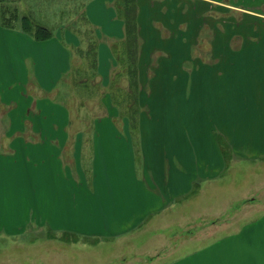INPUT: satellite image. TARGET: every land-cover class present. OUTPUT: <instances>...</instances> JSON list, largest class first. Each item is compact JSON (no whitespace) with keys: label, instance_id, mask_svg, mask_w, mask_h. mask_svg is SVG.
Returning a JSON list of instances; mask_svg holds the SVG:
<instances>
[{"label":"rangeland","instance_id":"obj_1","mask_svg":"<svg viewBox=\"0 0 264 264\" xmlns=\"http://www.w3.org/2000/svg\"><path fill=\"white\" fill-rule=\"evenodd\" d=\"M2 1L8 4L10 11H13L12 8L15 9L17 15H28L33 22L50 28L54 34L49 39H56L61 45L65 43V32H68L66 35L68 39L69 31L75 35L77 47L73 48L75 53L71 67L73 69L63 75V82L49 96L67 108L70 119L66 128L72 131L93 129L95 124L107 127L106 122L95 121V118L111 114L110 118H106L110 123L108 128L118 131L133 130L132 136L134 135L138 144L141 129L138 119L141 113L150 118L149 108L151 116L156 113L155 117H151L153 124H162L163 109L172 115L169 118L171 122H174L175 118L173 113L176 114L180 110L182 117L187 119L184 131L187 145H191L189 123L191 124L197 117L194 114L198 112L203 101L209 102L214 111L215 100L218 103L222 99L236 104L235 97L237 99L241 97V88L234 87L231 79L237 74L238 76L242 74L238 73V70L233 74L232 68H242L248 74L245 77L246 92L250 94L247 99L248 105L250 113H257L258 106L254 98L261 97L259 93L261 85L258 77L254 80V76L259 75L261 70L264 71V54H257L255 50H264V40L259 45L255 43L260 37L264 39V0H141L137 13V23L139 22L141 27L146 18L150 19L148 22L151 23L162 16L168 17V21L173 25L166 26L170 31L161 27V24L160 30L156 26L157 30H150L152 46L146 60L150 62V66L145 70L141 68V63L137 65L138 81L143 83V89L139 87L137 90L130 85L129 68L119 64V60L124 59V56H119V60L117 57L119 51L124 52L121 46L123 37L110 43L105 42L102 27L94 25L98 41L100 38L101 43L106 44L115 64L112 68L111 83L106 84L110 88L106 92L96 81L95 74L87 69L90 68L88 59L79 55V49L85 51L89 45L88 36L84 35V31L92 27L88 22L79 19L85 3L86 5L92 2L102 3L105 6V13L113 12V15L110 14L111 21L107 22L111 24L112 21L121 22L120 28L124 35L123 21L114 1L110 9L104 0ZM115 27L117 25L114 23L112 28ZM161 29L167 32L163 33ZM196 35H198L196 48L191 44L186 45L188 51L190 49L188 57L187 50H182L183 57L178 62L176 56L171 58L167 56V54L170 56L172 48L179 49L168 42L170 36L181 44L184 40H194ZM242 40L251 41H244L243 45ZM141 43L140 37L138 56ZM241 45L243 52L236 54L229 52L230 48L238 51ZM213 48L214 51L211 52ZM161 58L162 64L156 67ZM212 67L216 68L214 70L218 72L217 75L213 70L209 71ZM255 73L257 75H254ZM107 74L104 76L105 79ZM3 77L4 71L0 72V133L6 128H16L19 125L16 118L8 120L7 117L13 107L8 103L14 98L10 92L16 95L21 91L2 88L3 82L9 87L8 83L2 80ZM195 77L198 78L193 79ZM236 79L238 81L235 82V86L240 85L241 79L238 77ZM180 81H184L188 86L184 106L172 102L171 94L169 95L167 90L178 86ZM81 82L84 83L80 84ZM163 83L170 85V88L164 90ZM195 83L198 84L195 86ZM211 83L214 84L213 88H218L217 92L223 94L222 97L214 94L209 99L208 95L206 96L205 93L212 89ZM131 88L135 92V101ZM103 91L108 95L107 101L106 98L102 99ZM30 92L35 94V90ZM148 97L150 98L147 101ZM163 99L166 102H163ZM102 102H106L105 105ZM13 111L10 116L16 117L14 114L16 111L14 113ZM209 114L208 118L211 120L209 111L203 113ZM255 121L257 120L249 122L251 132L254 129L253 125L258 124ZM62 124L61 120L53 121L54 127H61ZM173 134L176 136L177 131ZM170 137L172 139L171 133ZM216 141L225 160L224 166L218 167L215 170L216 174L202 185H199L203 181L200 179L198 185L191 191L192 194L187 193L185 200L174 209L171 208L170 213H164L157 219L152 217L137 230L116 236L107 233H77L70 229L61 232L52 230L45 224L42 226L36 223L25 224L24 231L16 235L0 234V264H259V249L256 244L262 238V233L258 234L259 229L254 231L253 227L257 229L259 220L264 217V158L240 159L231 154L229 142L221 134ZM5 143L8 144V140L0 135V144ZM173 145L171 142V147ZM82 164L79 163V172L69 170V177L74 179L90 177L91 168L85 169ZM62 171L63 174L59 172L56 175H65V170ZM43 173H45L43 176H50L49 170ZM48 200L49 196L43 198V195L39 194L31 201V210L51 213L53 220H61L59 209L56 208L58 205L51 207L49 205H52L53 201ZM66 203L70 209L81 211L77 218L74 220L71 218L76 224H80L84 219L82 209H87V213L92 210L89 205L82 206L78 196L74 201L71 199ZM66 203L62 201L61 204L64 205L61 206L64 207ZM251 256H255L254 260Z\"/></svg>","mask_w":264,"mask_h":264},{"label":"crops","instance_id":"obj_2","mask_svg":"<svg viewBox=\"0 0 264 264\" xmlns=\"http://www.w3.org/2000/svg\"><path fill=\"white\" fill-rule=\"evenodd\" d=\"M104 1L107 2L108 9L113 1L115 5V0ZM140 1L137 0V5ZM83 9L92 27L96 24L102 27L105 42L110 43L123 37L121 22L112 21V24L107 22V20L111 21L110 14L113 12L105 13V6L102 3L92 2L88 5L85 3ZM149 20L146 18L142 27L138 24L142 43L137 65L141 63V68L145 70L150 66V62H146L152 46L150 30H160L159 27L162 25L161 27L170 31L166 26L173 25L168 21V17L156 18L151 23L148 22ZM114 23L117 27L112 28ZM185 32L187 33L186 30ZM67 33L64 34L65 43L62 42L61 45L56 39L36 41L26 33L0 25V68H2L0 72L4 71L5 77L2 80L9 85L8 87L3 82L2 88L21 90L16 95L10 92L14 98L8 102L13 105L11 111H16L13 113L17 116H10L11 111L7 113L8 120L16 118L19 125L16 128H6L0 133L8 140V144H0V234L16 235L24 231L25 224L35 223L40 226L48 225L50 229L61 232L70 229L77 233H107L111 236L137 230L152 217L157 219L164 213H170L171 208L174 209L185 200L187 193L192 194L191 191L195 189L200 179L203 181L199 185H202L216 174L215 170L218 167L224 166L225 160L216 141L220 134L229 142V150L234 156L240 159L264 158L263 70L259 75L254 74L257 75L254 76V80L258 77L261 85L259 90L261 97L254 98L258 106L257 113H250L248 105L247 99L250 94L246 92L245 86V77L248 74L242 68H232L233 74L237 70L242 74V76L237 74L231 79L234 87L241 88V97L239 99L235 97L236 104L233 101L221 99L218 103L215 100L214 111L209 102L203 101L198 112L194 114L197 117L191 124L189 123L191 145H187L184 131L187 119L182 117L180 110L176 114L173 113L175 123L169 121L172 115L164 109L161 111L162 124H153L151 117H155L156 113L151 116L149 108L150 118L141 113L138 119L141 128L139 145L134 135L132 136L133 130L118 131L108 128L110 123L106 118H110L111 114L100 117V120L95 118V121L106 122L107 127L95 124L93 129L72 131L66 128L70 113L66 107L50 99L49 96L59 88L63 82V75L73 69L71 68L75 54L73 48L77 47V39L71 31L68 39ZM171 38L170 36L168 42L179 49L172 48L170 56L169 54L167 56L169 58L176 56L177 62L183 57L182 50H187L186 57H188L190 49L188 51L187 46L191 44L196 48L198 43V35L193 38L194 40H184L181 44ZM263 40V37L258 38L255 45H259ZM244 41L246 40H242L243 45ZM243 45L238 51L230 48L229 52L233 54L243 52ZM213 51L214 48L211 52ZM255 53L261 55L264 54V50L257 49ZM96 60V81L106 92L110 88L106 84L111 81L112 68L115 64L108 47L101 43L100 38ZM162 61V58L158 60L156 67H159ZM214 69L216 68L212 67L209 71L213 70L217 75L218 72ZM106 74L107 82L104 78ZM237 77L241 79V84L235 86ZM196 78L198 77L193 79ZM180 82L172 90L167 89L170 88L171 82L170 85L163 83L165 85L163 89H167L168 94H171L172 102L184 106L188 86L184 81ZM197 84L195 83V86ZM213 85L211 83L212 89L205 93L206 96L208 95L209 99L214 94L222 97L223 94L217 92L218 88H213ZM139 87L143 89L142 81H139ZM31 90H35L37 95L30 92ZM107 96L104 93L102 99L106 98L107 101ZM149 98L146 100L148 101ZM163 102L166 101L163 99ZM102 103L105 105L106 102ZM208 111L211 113V120L208 118L210 114L203 115ZM239 111L243 112L236 114ZM59 120L63 122L61 127H54L53 121ZM254 120H257L255 122L258 124L253 125L254 129L251 132L249 122ZM175 131H177L176 136L173 134ZM136 136L138 137V130ZM171 142L174 144L172 147ZM80 162L85 169L91 168L90 177L86 179L79 176L78 179L69 177V170L74 169L79 172ZM62 169L66 174L57 176L56 173L63 174ZM48 170L50 176L47 178L43 176L45 174L43 171L48 172ZM39 194H42L43 198L49 196L48 201H53L49 206L58 205L56 208L59 209L61 220H53L51 213L31 210V201ZM77 196L81 199L82 206L89 205L92 208L89 213L87 209H82L84 219L81 223L78 221L80 224L71 220L80 215V209H70L69 204L66 203L71 199L74 201ZM62 201L66 203L64 207L61 206L64 205L61 204ZM257 226H259L257 229L253 227L254 231L259 229L258 234L262 233V238L256 244L259 249V264H264V217L259 220ZM254 257L251 256L252 260Z\"/></svg>","mask_w":264,"mask_h":264},{"label":"trees","instance_id":"obj_3","mask_svg":"<svg viewBox=\"0 0 264 264\" xmlns=\"http://www.w3.org/2000/svg\"><path fill=\"white\" fill-rule=\"evenodd\" d=\"M2 0H0L1 2ZM4 2V3H3ZM2 3V4H1ZM0 4V25L7 29H16L23 33L30 35L36 41H44L53 36V31L45 25L35 23L28 15H17L15 13V9H11L5 1H2ZM115 5L117 10L119 11L120 18L123 21V29L124 35L122 39V45L124 48V52L118 53L117 57L119 60V56L123 55L124 59L119 60V64L123 65L126 68H129V75H131L130 85H133V88L137 90L139 88L138 81V72H137V60H138V44L140 42L139 37V27L137 23V13H138V5L137 0H115ZM87 17L82 11L80 19L83 22H88ZM163 33H166L161 29ZM96 31L93 27L89 28L88 31H84V35L88 36L89 45L87 49L84 51L79 49V55L88 59L89 61V69L90 72L95 74L96 70V49L98 47V38ZM137 50V51H136ZM118 51V50H117ZM133 92V96H135L134 90L131 88ZM136 100V96L134 101Z\"/></svg>","mask_w":264,"mask_h":264}]
</instances>
